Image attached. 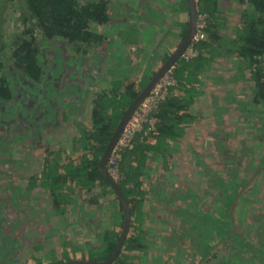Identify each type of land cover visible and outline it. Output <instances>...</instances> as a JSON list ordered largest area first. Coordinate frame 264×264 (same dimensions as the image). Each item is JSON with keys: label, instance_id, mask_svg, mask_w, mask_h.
<instances>
[{"label": "rangeland", "instance_id": "rangeland-1", "mask_svg": "<svg viewBox=\"0 0 264 264\" xmlns=\"http://www.w3.org/2000/svg\"><path fill=\"white\" fill-rule=\"evenodd\" d=\"M76 1L83 5L100 0ZM103 1L110 7V22L89 25V31L102 39L92 37L89 42L75 45L58 39L42 42L33 22L23 18L27 14L25 1L0 0V79L9 77L8 65L16 47L31 39H34L33 45L37 46L44 67H49L45 72L48 82L29 92L33 103H27L20 93L21 86L9 79L11 102L23 100L33 107L34 120L19 116L9 126L0 127V264L100 261L109 253L108 248L105 244L99 245L102 241L95 240L93 235L102 237L104 232L111 230L114 237L110 240L117 238L113 228L121 211L114 195L98 183L87 190V186L73 179L76 173L70 170L82 163V157L91 159L99 155L96 148L92 149L95 145L92 142L87 144L89 150H84L86 133L91 131L93 101L99 98L101 91L123 90L130 82L140 92L149 76L181 44L182 31L187 30L188 12L184 0ZM214 2V8L208 6L209 19L206 14L205 20L206 25L210 24L208 30L213 31V36H208V43L213 46L205 48L203 41H207V35L204 32L200 41L203 43L190 45L185 51L191 48L197 54L198 50L200 56L207 58L201 60L204 65L207 62V68L194 72L192 77L187 75L192 81L189 86L198 95L193 96L184 111L186 119L179 126L182 133L166 142L158 149L160 152L146 153L149 133L143 131L149 122L154 123V128L153 114L165 94L157 103L148 104L144 100L136 109L126 125L129 131L134 130L130 146L123 149H130L137 143L145 145L137 154L143 169L139 179L143 181L144 200L151 195L169 198V203L160 206L175 208L187 216L182 226L190 232L188 238L196 249L194 257L197 255L202 261L211 260L217 264L215 260L225 257L222 250L227 247V251L244 256L240 244L249 235L232 231L233 226H223L219 221H225L224 217L248 208L260 218L256 239L264 240V100L258 97L254 102L256 87L247 61L235 51L228 52L233 49L229 43L240 27L246 5L239 0ZM145 13L148 19L140 22V16ZM127 17L129 20L123 21ZM56 46L62 50L61 54L55 50ZM208 51L211 59L207 57ZM176 66V76L185 82L179 75L186 70L185 64L179 59ZM174 71L171 67L163 76L170 79L171 84L176 82ZM73 85L74 92L82 89L88 93L69 94L72 91L67 88ZM176 95L187 98L182 91ZM121 102L120 111L124 112L130 103L125 97ZM114 109L108 107L105 114H112L110 120L115 122ZM52 117L56 122L54 127L46 123ZM42 120L46 122L39 126ZM117 155H114L116 160L121 151ZM116 160L114 164H107L118 174ZM59 175L63 181L55 183ZM114 179L119 180V175ZM91 201L95 204L93 208ZM102 202H105V222L99 221L96 225L92 216H82V211L90 215L93 211L97 213ZM205 215L211 219L204 224L195 219ZM225 223L232 222L228 219ZM237 234L240 237L236 238ZM216 247L218 251L213 253ZM237 249L241 250L235 252ZM259 249L257 257L264 259V243ZM194 259H188L190 264H194ZM261 263L264 264V260ZM225 264H233L232 258Z\"/></svg>", "mask_w": 264, "mask_h": 264}, {"label": "trees", "instance_id": "trees-1", "mask_svg": "<svg viewBox=\"0 0 264 264\" xmlns=\"http://www.w3.org/2000/svg\"><path fill=\"white\" fill-rule=\"evenodd\" d=\"M24 1L27 14H25L23 18L25 21L33 22V28H36L39 31L42 42H49L53 39H58L69 44L77 45L81 42H89L92 37L101 40V36H96L89 31V25H105L110 22V15H112L108 3L103 0H100L98 2H90L83 5L78 3L76 0ZM239 1L246 5V9L244 11L245 13L242 15V21H240V27L236 29L237 31L235 30L234 38L230 40L229 43V45L232 46L233 49L229 50L228 52L232 53L235 51L237 52L239 57L247 61L248 66L251 69L250 71L253 75L252 78L256 87L254 95V102L256 103L258 97L259 99L264 100V0ZM184 4L188 12L186 0H184ZM208 6L214 8V0H212L211 2H208V0H197V14L206 15L209 8ZM149 8L150 7H147V9ZM249 9H251V11ZM151 11L154 12L153 10ZM148 12L150 11H147V13ZM140 17V22L141 20L145 21L146 18L148 19L146 13L141 15ZM129 18L130 17L124 18L123 21L126 22L127 20H129ZM208 29H210L209 23H207L205 27L207 41H203L204 44L206 43V49L213 46L211 43H208L210 35L212 34L213 36V31H209ZM185 34L186 28L184 29V31H182L181 34L183 38ZM203 42H198L197 45L202 44ZM33 43L34 39H31L29 41L21 42V44L16 47L12 54L13 58L8 65V69L10 71L9 77L6 80L0 79V107H3V109L1 110V117L3 119V125L5 126H9L12 122L17 121V118L19 117L17 116L18 114L20 116H26L28 121L32 122L34 120L32 115L34 108H30L27 105L29 101H32L34 99L29 92H31L32 88H36V86H42V84H45L46 81L48 82V80L45 81V72H47L49 67H44L43 59H40L41 57H39L40 55L37 50V46L33 45ZM56 44H59L58 41ZM197 45L195 47H197ZM55 50L60 54L62 52V50L57 48V46ZM208 53L209 55L207 57H210L211 59L212 54L210 55L209 51ZM200 55L201 54L197 50V54L194 57L195 59L193 60L192 58L185 60L182 56L180 57L181 62L185 64L186 70H183V73L181 72L179 75L185 79V82H182L181 79L176 76L178 67H175V64L173 65V68L175 70L174 78L176 79V82L168 87L164 100L159 102L156 106L155 113L153 114V117L155 119V126L147 137V140L149 138L150 140L155 139V145L153 146L154 149L152 150L154 154H156L159 151L158 149H160L162 146H165L167 141L177 138V136L182 133V130L179 126L181 122H184L186 119V117L184 116V111L186 110L193 96L196 94L198 95V93H196V90L189 86V84L192 83L190 77H192V74L194 72H201L207 68V62L204 65L201 61L207 60V58ZM195 61H198V63H196ZM148 66L149 65L146 66L147 69ZM144 73H146L145 69ZM184 73L186 74L183 75ZM152 74L154 75V72ZM187 75H190V77H187ZM152 76H149V80ZM9 79H11V83L17 84L18 87L21 86L19 88L21 91L20 93H22L23 97L25 96V100H27V103H24L23 100L16 101L15 104L11 102V90L8 86V84H10ZM175 90L179 92L182 91L184 94H186L187 98L181 99L177 97L176 93L174 92ZM65 93L68 94V92ZM138 93L139 91L135 90L134 83L132 82L128 83L123 90L119 88H110L109 91L103 90L101 91V93H99V98L93 101L94 106L91 109V131H89V133H86L87 139L84 144V150L87 151L89 150V148H87V144H90L89 142H92L93 145H97V147H95L94 145L92 149L96 148L95 150L98 151L99 155H92L93 157L91 159L82 157V163L70 170L71 172L76 173V177H74L73 179L81 184V186H87V190L89 191L94 186H96L97 183L107 187L114 195L115 201L118 203L119 210L121 211L122 223L119 227L113 228V230H117V238H114V241L110 240L109 237H111V230H107L106 232H104L101 237L102 242L100 245L105 244V246H107L108 248L109 253L106 254L105 257L100 261L106 260L113 252L119 234L122 230L124 217L122 207L115 193L111 190L99 169L98 161L119 119L122 116L121 113L123 112H121L122 109H120V106L122 104L121 101L125 97V99H128V103H131L138 95ZM69 94L78 95L79 91H76L74 93L70 92ZM107 95L111 97L108 99ZM110 106L115 108V111L113 113L115 115L114 119H116L115 122L110 120L112 114H105L106 109ZM119 111L120 113H118ZM44 117L45 116H43V118ZM53 119V117L51 119L49 118L48 122L42 120L38 125L41 126L46 122L50 123L49 125L54 127L53 123L56 122ZM141 138H143V140L146 139L144 137ZM136 141L139 142L140 138H136ZM138 148L143 149V146L137 143L130 149H122L121 156L116 160L119 163L117 169L118 175L120 177V179L116 182L118 183L129 205L130 222L133 216L132 214H134L136 204L139 203L138 205H141V201H138L140 199L137 198V196L141 195L140 193H142L143 191V181L142 179H139L142 175L141 173L143 169L141 166H139L138 163V160L140 158L137 155ZM143 156L144 155H142V157ZM106 170L110 175L108 164L106 166ZM59 181H63L61 180L60 175L55 180V183H58ZM85 214L90 217L92 216L90 215V212L82 211L83 217ZM224 218L226 219L225 221L220 220L219 222H221L223 226H231V224L229 225L225 222L228 221V219H230L231 222L233 220L230 217ZM128 236L129 233L127 237ZM127 237L123 244L124 247L126 246L125 243ZM124 247H122V249ZM118 256L112 264H115L117 259L120 258ZM4 259L5 261L9 260L8 257L5 256V254ZM261 259H263V257H261Z\"/></svg>", "mask_w": 264, "mask_h": 264}, {"label": "crops", "instance_id": "crops-1", "mask_svg": "<svg viewBox=\"0 0 264 264\" xmlns=\"http://www.w3.org/2000/svg\"><path fill=\"white\" fill-rule=\"evenodd\" d=\"M74 88L75 86L73 88H67V91L74 92ZM82 91V89L79 90V92ZM82 93L85 95L88 92L83 91ZM177 93L180 92L177 91ZM145 145L147 146L146 153L151 154L154 149L153 146L155 145V139L150 140L149 138ZM145 145L141 146L144 147ZM141 195L137 196V198L140 199L138 201H141V205H138V203L135 206V211L134 214H132L133 216L130 222L129 236L127 237L125 243L126 246H123L124 248L118 256L120 257L119 263L116 264H190L191 260L188 261L189 258H195L193 260L194 264H214L211 260L202 261V257L198 258L197 255L194 257L193 252L196 249L195 246L191 245V241L188 238V235L190 236V232L187 233V229L182 226V221L185 220L187 216L182 215V212L175 210V208L163 209L160 206V204L164 202L165 204L169 203V198L164 199V195H151L150 198L145 201L144 198L146 197L143 198ZM91 205V208L95 206L93 201H91ZM104 206L105 202H102L100 210L97 213L93 211L92 218L96 225L99 224V221H106ZM255 216L258 215H255L252 211L249 212L248 208L245 211L238 213L234 212L233 215H230V218L233 220L231 223V226H233L231 228L232 231L236 230L237 233L244 234L245 236L249 234L247 235V239L245 237L246 241L240 244V248L243 250L242 254L244 252V256H241L240 258L243 263L239 261L240 264H260L262 261V259H259L257 255L260 254L259 246L264 243V240L258 238L256 239L261 222L259 220L260 218ZM195 219H200V222L204 224V222L209 221L211 217L205 215L196 217ZM121 220L122 216L119 218L117 216V218H115V222L117 223L114 225L115 228L120 226L118 224ZM236 227L237 229H235ZM113 231H115L114 233L117 232L116 229ZM80 232L81 231L79 230L78 233ZM222 234L224 237V232ZM237 235H235L236 238L240 237V235ZM93 236L95 237V240H102L99 235ZM113 237L114 236L111 232L110 239ZM178 243L180 247H178ZM98 244L100 245V242ZM218 248L221 249L220 246ZM218 248L216 247L215 250L212 249L213 253H217ZM228 248L229 247H227L226 250H222V254H224L225 257L232 254L230 251H227ZM240 250L237 249L235 252ZM173 252L175 253L173 254ZM215 261L217 262V260ZM239 262L236 264H239Z\"/></svg>", "mask_w": 264, "mask_h": 264}, {"label": "water", "instance_id": "water-1", "mask_svg": "<svg viewBox=\"0 0 264 264\" xmlns=\"http://www.w3.org/2000/svg\"><path fill=\"white\" fill-rule=\"evenodd\" d=\"M186 5L188 9V23H187V30L186 34L178 46V48L166 59V61L162 64V66L154 73L148 83L144 86V88L138 93L135 99L128 105V107L124 110L121 118L119 119L109 141L106 144V147L98 161V166L103 174L105 180L107 181L111 190L115 193L123 212V226L122 230L119 234L117 239V243L114 247L113 252L111 255L104 261H85V260H70L65 261L60 264H112L114 260L119 255L120 251L122 250L124 241L129 233L130 229V210L127 200L121 191L118 183L115 179L108 174L106 170L107 162L111 156V153L129 120L133 116L136 109L143 103V101L149 96V94L153 91L155 86L160 82L163 76L169 71L171 67L175 64V62L180 59L182 54L187 50V48L191 44L192 37L195 33L196 24H197V7L195 0H186ZM238 241H241L239 239ZM233 255V256H232ZM235 256L241 258L240 255L237 253L231 254L230 256L220 258L217 260V264H225L229 258H232L233 264H236L240 260L237 259ZM263 260V259H262ZM240 264V262H239ZM262 264V263H261Z\"/></svg>", "mask_w": 264, "mask_h": 264}, {"label": "built area", "instance_id": "built-area-1", "mask_svg": "<svg viewBox=\"0 0 264 264\" xmlns=\"http://www.w3.org/2000/svg\"><path fill=\"white\" fill-rule=\"evenodd\" d=\"M206 15L205 14H197V24H196V29L195 33L192 37L191 44L193 45L195 43L200 42L204 38V32H205V27H206ZM189 52H184L182 54V57L187 60L189 58H193L196 56V52L190 48ZM172 81L166 77H163L160 82L155 86L153 91L149 94V96L145 99L148 101V104L150 103H157L159 100H162L164 98V95L166 94V88L170 86ZM129 122L127 123L128 126ZM153 122H149L147 128L143 131L144 134L150 133L153 130ZM125 127L111 153V156L109 158L108 162H111L112 164L115 163V153L121 151L123 148H128L130 146L131 142V136L134 133V130L129 131L128 127ZM118 156V155H117ZM109 173L110 175L115 178L117 177V172L115 169L109 168Z\"/></svg>", "mask_w": 264, "mask_h": 264}, {"label": "flooded vegetation", "instance_id": "flooded-vegetation-1", "mask_svg": "<svg viewBox=\"0 0 264 264\" xmlns=\"http://www.w3.org/2000/svg\"><path fill=\"white\" fill-rule=\"evenodd\" d=\"M69 88V87H68ZM32 102V101H31ZM33 103V102H32ZM13 104H15V102L13 103ZM3 109V107H0V127L1 126H5V125H3V119H2V117H1V110ZM17 116H20L19 114L17 115ZM27 118V117H26ZM18 119V118H17ZM12 123H14V122H12ZM8 262V261H7Z\"/></svg>", "mask_w": 264, "mask_h": 264}]
</instances>
